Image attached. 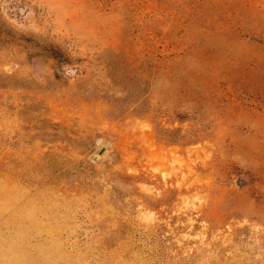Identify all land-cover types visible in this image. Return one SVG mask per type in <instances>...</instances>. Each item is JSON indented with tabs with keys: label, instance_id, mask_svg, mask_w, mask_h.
Listing matches in <instances>:
<instances>
[{
	"label": "rangeland",
	"instance_id": "obj_1",
	"mask_svg": "<svg viewBox=\"0 0 264 264\" xmlns=\"http://www.w3.org/2000/svg\"><path fill=\"white\" fill-rule=\"evenodd\" d=\"M0 264H264V0H0Z\"/></svg>",
	"mask_w": 264,
	"mask_h": 264
},
{
	"label": "trees",
	"instance_id": "obj_2",
	"mask_svg": "<svg viewBox=\"0 0 264 264\" xmlns=\"http://www.w3.org/2000/svg\"><path fill=\"white\" fill-rule=\"evenodd\" d=\"M57 54L61 55L60 53H58V51L52 50V51H50L49 56L58 59L59 62H66L65 59H61L62 57L61 56L58 57ZM143 68L144 67L142 65L141 67L138 68L139 71L135 70V72L132 73L131 78L132 79H139L142 83L141 86L144 85V87H141L139 89V91H133L132 93L130 92L129 96L127 97V102H128L127 104L128 105L132 104L136 100V99H134L136 96H140V95H142V93H144V91H147L146 89L148 87V81H144V79H143V72H144ZM141 69H143V70L141 71V73H139ZM103 97L106 98L105 96H103ZM124 113H121V114H124Z\"/></svg>",
	"mask_w": 264,
	"mask_h": 264
}]
</instances>
